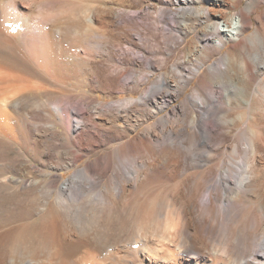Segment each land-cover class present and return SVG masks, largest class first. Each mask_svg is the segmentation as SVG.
Returning a JSON list of instances; mask_svg holds the SVG:
<instances>
[{"label": "bare ground", "instance_id": "6f19581e", "mask_svg": "<svg viewBox=\"0 0 264 264\" xmlns=\"http://www.w3.org/2000/svg\"><path fill=\"white\" fill-rule=\"evenodd\" d=\"M172 1L185 5L159 13L153 3L150 9L159 17L171 14L165 32H196L187 59L160 75L140 101L106 104L89 95L91 84L100 82L92 67L98 58L114 59L110 83L124 76L149 80L147 74L125 75L118 65L112 42L128 27L118 9L124 0H0V222L22 200L29 215L48 221L12 237L0 231V264H93L105 255L109 264H264L262 118L251 99L235 100L228 90L236 69L245 85L259 75L256 92L264 98V63L258 62L264 57V10L257 12L264 0L244 6L241 0ZM253 17L260 25L246 35ZM226 43L254 54L235 61L228 52L219 54ZM211 50L219 54L212 62ZM145 56L135 64L151 67ZM191 63L187 72L179 67ZM198 75L204 80L191 97L167 110ZM239 85L234 88L243 91ZM220 109L245 125L242 153L235 142L225 145L239 125L228 123L227 115L218 118ZM177 131L188 136L177 137ZM27 139L31 151L42 148L39 163L30 166L37 175L2 173L4 154L23 149ZM114 142L116 150L75 167L84 154ZM114 156L124 168H115ZM229 165L238 169L235 176ZM72 168L74 174L60 182L56 172ZM90 174H112L115 185L85 191L82 178ZM158 181H174L182 190L161 192L147 204Z\"/></svg>", "mask_w": 264, "mask_h": 264}, {"label": "rangeland", "instance_id": "374dc122", "mask_svg": "<svg viewBox=\"0 0 264 264\" xmlns=\"http://www.w3.org/2000/svg\"><path fill=\"white\" fill-rule=\"evenodd\" d=\"M247 0H241V6H244L246 4ZM156 4V8L158 11L164 10H176L179 9L181 6H184L185 4H179L178 2L172 1V0H124V5L121 7H118L121 15L124 19H126L128 27H124L120 29L119 33V39L116 42H112L115 47H117V58L118 65L123 70H126L128 73H125V75L130 74H147L149 76V80L141 83L137 81L127 80V77H121L118 84L113 83V81L110 83L111 79V69L114 66V59L111 58H98L96 63L92 64L94 72H97L100 82L92 83L91 89L92 93H89L92 97H97L99 100L103 101L104 103H114L116 100H125L128 98H133L137 101H140V96L143 95V93L147 90L149 86H151L152 83H154L157 78L165 73H169L172 68H174V65L177 63L178 60L181 59H187L188 53L187 49L189 47V42L191 39H194L195 33H190L185 35V32H180L182 38L178 39L179 31H169L165 32L163 26L166 24L171 27L172 21L170 19V13L166 12L164 17H159L157 14H154L151 12L150 6L152 4ZM264 10V3L257 8V12L261 13ZM158 16V17H157ZM158 20V21H157ZM254 25L250 28H248L245 31L246 35H251L255 31V25H260L256 19L253 17ZM166 23V24H165ZM163 30H161V28ZM199 30V29H198ZM139 34V35H138ZM145 36V37H144ZM179 41V44L177 43ZM110 43L111 50L113 48V44ZM136 44V45H135ZM176 44V45H174ZM253 51V50H252ZM252 51L250 53L254 54ZM228 52L235 61H239L240 59L247 58L250 54L249 51L239 48V47H233L230 43H226L224 47L220 49V53ZM139 54V55H138ZM219 54L213 50H211V59L210 61H214L218 58ZM140 55H146L149 60L152 59L150 62L152 63V66H146L145 62L142 61L140 64H135L136 58ZM243 57V58H242ZM263 57V55H262ZM259 59L258 62H261L259 64L264 63V57ZM100 60V61H99ZM165 61V62H164ZM195 62V58H192V63ZM191 64H182V66H179L180 69L183 72L189 71V68L191 67ZM235 70H232V73H234V76H230L228 90L229 92H232L233 99L243 101V99H251L252 105H253V111L261 115L262 118V128L264 129V98L256 92V87L258 86V76L255 81L251 82L249 85H245L242 81V76L240 74H236ZM150 74V75H149ZM152 74V75H151ZM204 78L202 76L199 77L195 76L193 79L190 80L189 86L180 94L179 97L173 98L172 101H170L169 106L167 107V110L172 109L173 107H177L182 100H185L189 96L191 97V94L193 93L194 88H197ZM240 84L239 86L243 87V91H236L234 86L236 84ZM76 84V82H74ZM89 88V87H87ZM90 89V88H89ZM40 98L44 99V96H40ZM147 108H150V105L148 103H144ZM112 109V108H111ZM166 111L163 110L159 112V114H163ZM45 115V114H44ZM223 115H227L228 123L230 124H237L239 125L238 133L235 136H227L225 137V145H228L230 143H237L239 146V152L242 153V135L244 132L245 125L243 123H240L238 120H236L234 115L232 113L225 112L223 109L217 110L216 116L219 118ZM90 117V116H89ZM93 119L92 117H90ZM234 120V121H233ZM46 121L45 116L40 121L41 123H44ZM98 121V120H97ZM119 123L123 125L120 119H118ZM153 121V119L149 120ZM97 123V122H96ZM181 126H185L188 130H190V127L186 123H181ZM224 126V124H221ZM226 125V124H225ZM124 126V125H123ZM142 127H139L137 131L129 133L130 136L136 135V133L139 132V130ZM183 131L178 132L177 131V137H187L186 134H181ZM127 138H123L122 140H125ZM214 139H217L216 135H214ZM121 140V141H122ZM120 141V142H121ZM116 142L119 143L117 140ZM26 143V144H25ZM118 143L114 144L112 143V147L110 145L106 147L98 148L88 154H84L77 162H76V168L82 167L87 161H91L95 156L102 155L106 151H113V147H116ZM24 147L23 149L19 146H16L13 149H8L7 154H4L2 157V162L4 165V169L2 170V173L12 174V173H19L23 172L26 175V178L31 179L32 176H36V173H30V166L31 164H38L37 161L40 159V155L38 152L42 149L41 146H39L35 151H31L30 149V140L24 141ZM117 144V145H116ZM29 148V149H28ZM112 148V149H111ZM103 151V152H102ZM188 152V150H186ZM137 154L136 156H138ZM68 158H71L70 156H66ZM64 157L63 160L67 161L68 159ZM115 157V158H114ZM114 166L119 168H124V164L121 161H118L116 156H114ZM189 157V156H188ZM50 161V160H49ZM233 161V160H232ZM117 163V164H116ZM235 164V162L233 161ZM7 164V165H6ZM123 166V167H122ZM233 166V167H232ZM234 165H229V172L232 176H235L237 174V168ZM76 168L72 169H62L58 170L56 173L60 174V182L71 175L74 174L76 171ZM236 169V171H235ZM12 170V171H11ZM15 170V171H14ZM25 172H24V171ZM10 172V173H9ZM98 178V179H97ZM102 178V179H101ZM104 178V180H103ZM108 178V180H107ZM98 180V181H97ZM114 176L110 177H96L93 174H90L88 177H83L82 182H84V190H90L92 192L90 193H96L98 191L104 190V186H113L114 183ZM99 182V183H98ZM106 182V183H105ZM95 183V184H94ZM112 183V184H111ZM174 181H165V182H153V186L151 187V190H149L148 198L145 199L146 203H151L152 201L159 200V193L166 192L167 190H182L181 187L174 186ZM104 185V186H103ZM173 185V186H172ZM91 186V187H90ZM101 186V187H100ZM180 188V189H179ZM97 189V190H96ZM95 190V191H94ZM155 190V191H154ZM158 190V191H157ZM154 191V192H153ZM154 195H150L153 194ZM158 193V194H156ZM159 198H158V197ZM153 197V198H151ZM157 198V199H156ZM152 199V200H151ZM151 201V202H150ZM17 207V212L14 210L7 213L5 215V219L0 222V231L5 232L8 231V235L10 237L15 236L17 233L21 232L22 230L24 232H32L36 230H40L41 228L45 227L48 224V221L45 219L44 216L41 214H33L32 215L28 213L27 209V203L25 201H21V203L15 204ZM13 207V206H12ZM15 208V209H16ZM19 213V214H18ZM28 213V214H27ZM46 220V221H44ZM24 224V225H23ZM45 224V225H44ZM43 225V226H42ZM25 226V230L24 227ZM34 229V230H32ZM29 232V233H30ZM11 234V235H10ZM108 255H105L106 260L109 258ZM251 257L248 256L247 259ZM98 260L94 262L93 264H109L111 262V258L108 261ZM246 259V260H247ZM250 259V258H249ZM248 259V260H249ZM111 260V261H110ZM100 262V263H99ZM107 262V263H106ZM134 264H141L140 261L134 262ZM231 264H238L236 261H232ZM241 264V263H240Z\"/></svg>", "mask_w": 264, "mask_h": 264}]
</instances>
